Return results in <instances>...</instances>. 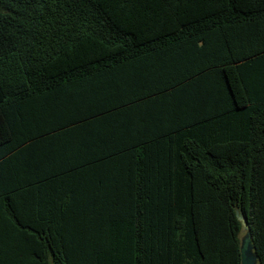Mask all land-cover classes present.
Returning a JSON list of instances; mask_svg holds the SVG:
<instances>
[{"label": "trees", "instance_id": "trees-1", "mask_svg": "<svg viewBox=\"0 0 264 264\" xmlns=\"http://www.w3.org/2000/svg\"><path fill=\"white\" fill-rule=\"evenodd\" d=\"M40 192L0 264H241L238 214L264 264V0H0V206Z\"/></svg>", "mask_w": 264, "mask_h": 264}, {"label": "crops", "instance_id": "crops-1", "mask_svg": "<svg viewBox=\"0 0 264 264\" xmlns=\"http://www.w3.org/2000/svg\"><path fill=\"white\" fill-rule=\"evenodd\" d=\"M163 61L170 62L169 59H164ZM148 63V62H147ZM152 69L150 67H138V70L136 72H133V76L135 77V80L137 81V84L134 87V92L131 93L132 97H137L134 101L136 105H141L142 103L148 102L150 103L151 100L157 99L160 96L166 95L169 92L179 90L181 89L185 83H181L180 85H175L172 89H169L168 91H162V92H149V87L151 86V83H148L152 79L148 78V75H151ZM187 82V81H185ZM199 84H196L194 87L197 88ZM170 114V113H168ZM138 117V114H136ZM147 115V114H146ZM171 120V119H168ZM139 121V120H138ZM28 193H31L28 188ZM48 193L51 195H56L55 192H52L51 190H48ZM54 193V194H53ZM34 197H31V194H29V197L26 198H17L18 200H15L13 204H1L0 206V240H1V248L3 250L10 251L11 245L10 243L12 241L20 242L21 237L23 234H20L19 237H12L11 234L7 231V229H11L12 225L15 226V222L19 221L21 222V225L29 226V225H35V226H48V225H55L58 222V218L56 215H53L51 211H55L59 209V205L57 204V198L55 197H48L46 196V193L40 192L38 194H34ZM16 199V198H13ZM67 208V207H66ZM16 215V217H13L12 213ZM13 223V224H12ZM17 227H20L19 225H16Z\"/></svg>", "mask_w": 264, "mask_h": 264}, {"label": "rangeland", "instance_id": "rangeland-1", "mask_svg": "<svg viewBox=\"0 0 264 264\" xmlns=\"http://www.w3.org/2000/svg\"><path fill=\"white\" fill-rule=\"evenodd\" d=\"M239 219L241 222V230L239 233V242H240V250L243 256V259L246 264H259V260L255 254V249L253 245V241L251 239V236L249 234V231L245 225V223L242 221V216L240 214Z\"/></svg>", "mask_w": 264, "mask_h": 264}, {"label": "water", "instance_id": "water-1", "mask_svg": "<svg viewBox=\"0 0 264 264\" xmlns=\"http://www.w3.org/2000/svg\"><path fill=\"white\" fill-rule=\"evenodd\" d=\"M243 219V218H242ZM243 222H244V220H242ZM245 223V222H244ZM246 225V224H245ZM246 227H247V225H246ZM247 229H248V227H247ZM248 231H249V229H248ZM250 234V233H249ZM256 254V253H255ZM257 256V255H256ZM258 258V257H257ZM247 262H245L244 261V259H243V256H242V253H241V264H246ZM260 264V263H259Z\"/></svg>", "mask_w": 264, "mask_h": 264}]
</instances>
